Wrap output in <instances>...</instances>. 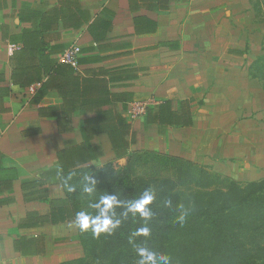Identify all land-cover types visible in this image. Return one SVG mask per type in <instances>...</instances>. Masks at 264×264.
<instances>
[{
	"label": "crops",
	"instance_id": "0c3cea01",
	"mask_svg": "<svg viewBox=\"0 0 264 264\" xmlns=\"http://www.w3.org/2000/svg\"><path fill=\"white\" fill-rule=\"evenodd\" d=\"M0 0V87L7 90L0 115V153L18 179L0 194V264H64L83 257L77 227L26 220L45 216V202H25L21 181L57 169L58 151L89 145L102 156L84 166L116 159L97 115L120 114L130 124V151L148 150L207 166L237 182L264 179V89L249 75L261 55L264 22L257 0ZM138 2V3H136ZM25 31H29L22 34ZM24 36L21 67H51L71 46L80 49L76 68L39 80L11 76V42ZM36 50L43 53L39 58ZM66 70V71H63ZM40 71V70H39ZM170 102L190 109V127L144 126L148 107ZM145 104L142 116L128 112ZM186 105V106H185ZM49 109L39 114V109ZM70 115L64 133L57 118ZM251 128V129H250ZM255 129V130H254ZM50 199L63 198L53 173L45 176Z\"/></svg>",
	"mask_w": 264,
	"mask_h": 264
},
{
	"label": "trees",
	"instance_id": "16d2710c",
	"mask_svg": "<svg viewBox=\"0 0 264 264\" xmlns=\"http://www.w3.org/2000/svg\"><path fill=\"white\" fill-rule=\"evenodd\" d=\"M154 1L156 2L143 1L142 6L160 10L164 7L166 0ZM130 3L134 2L130 0ZM27 32L29 31L22 34ZM3 37L16 48L11 53L9 62L11 76L18 81L20 88L28 83L20 82V80L29 78L30 74L33 78L29 79L39 80L42 75L50 76L52 73H60L61 66L70 68L60 62H53L48 72L44 66L31 68L33 71L29 72L26 67L19 65L20 53L28 49V38L8 36L5 32ZM36 52L39 58L43 57L42 52L39 50ZM261 52L262 55L257 57L250 66L249 75L264 89V38ZM6 95L7 90L0 87V115L6 112L2 104ZM183 105V102H179L175 112L170 110L169 101L148 107L144 116V126L156 125L160 134H164L167 127H190L192 114L190 109ZM48 110L41 108L39 114L43 115V112ZM70 117L64 114L62 118H57L60 133L68 131L65 129V124ZM91 121H96L99 129L87 133L89 135L105 134L116 159L125 158V165L118 170L114 169L111 162L105 163L99 169L94 166H84L91 159L102 156L100 147L83 145L58 151L56 153L58 164L55 171L40 170L37 178L21 181L22 197L25 202H45L49 207L45 216L29 212L26 220L36 219L50 225L74 223L76 213L80 211H86L93 216L97 215L98 209L93 206L103 195H115L121 201L123 214L127 212V204L139 199L146 190L155 193L156 198L151 202L153 207H149L151 209L149 219L144 220L138 214L134 216L127 212V215H124L125 225L118 226L111 234L100 238L102 242V245H99L100 253L95 254V243L89 246V242L93 241L92 230L81 232L77 228L83 257L64 264H134L141 258L137 252L138 248H145L148 251L153 248L158 253L165 250L170 240L172 221H179V217L185 214L197 221L202 218V224H199L202 228L200 234L204 235L206 240L210 237L216 239L217 251L223 258L219 264H264V179L247 183L237 182L213 172L207 166L179 157L148 150L130 151V146L135 143V134L131 131L130 124L120 114L110 117L97 115ZM148 156L159 162L157 165L159 171H164L167 167L175 169V175H177L174 182H168L164 187L161 186L163 184L161 182L160 189L156 183L154 184L157 185L156 188L155 186L150 188V185L137 187L133 177L141 161ZM2 159L3 156L0 153V194L11 190L13 182L18 179L17 166H5ZM50 173L55 175L63 192V198L50 199L47 180H45V176ZM85 177H92L97 181L91 194L83 190L85 186H90ZM70 187L72 191H69ZM197 187L200 188L199 191ZM163 190L166 192L164 193ZM188 205L193 206L190 209H193L195 213L186 212L189 210ZM182 224L187 226L184 222ZM142 228L148 229L147 235L139 234L138 230ZM188 231L189 236L196 235L190 229ZM134 248L136 252L131 254L130 250ZM207 251L212 254L210 248Z\"/></svg>",
	"mask_w": 264,
	"mask_h": 264
},
{
	"label": "rangeland",
	"instance_id": "374dc122",
	"mask_svg": "<svg viewBox=\"0 0 264 264\" xmlns=\"http://www.w3.org/2000/svg\"><path fill=\"white\" fill-rule=\"evenodd\" d=\"M256 19L258 22L262 23L264 22V0H257L256 4ZM262 55V53H261ZM259 55V56H261ZM258 56V57H259ZM251 129V128H250ZM255 130V129H254ZM144 151V150H141ZM148 160V161H147ZM126 161V159H125ZM125 161H121L120 163H116L115 161H110L112 163V166L115 170H118L120 167H123L125 165ZM157 165H159V162L156 161L154 158L148 156L141 161L140 165L137 167L136 175L134 178L135 185L137 187H142L145 185H150V188H152L155 183L158 184V188L160 187V183L162 187L165 186L168 182H174L176 175H175V169L171 168H165L164 171L157 170ZM95 168L99 169L101 166L96 165ZM224 176V175H223ZM243 183V182H242ZM160 189V188H159ZM162 190V189H161ZM200 188L197 187V191H199ZM165 193L166 190H163ZM155 193H154V199L155 200ZM119 200V199H118ZM196 201V199H195ZM194 201V202H195ZM189 210L186 212L193 214V209L190 208L193 206L188 205ZM148 207L152 208L153 203L148 205ZM196 211V209H195ZM115 212V219L120 220V225H125V216L123 215V207L118 206L114 208ZM196 212H199L198 210ZM98 214V212H97ZM188 214H185L184 216V223L187 224V226L180 223L178 220L172 221V224L170 225L171 231L169 232V243L167 244V247L165 250H162L158 253L157 250H154L153 248L149 250V252H152L156 255V264H165L164 260H161L160 257H166L168 264H219L220 261L223 259L220 253L217 251V245H216V239L213 237H210L208 240H206V237L202 234H200V231L202 228L199 224H202V218L197 221L192 216H187ZM175 229L174 231H172ZM191 230L196 233L195 236H189L190 232L188 230ZM107 236V233L100 234L98 237L94 236L92 233L91 239L93 241L89 242V246L92 243H95L96 246V253H100L99 245H102L100 238H104ZM171 236H173L171 238ZM98 239V240H97ZM128 240H131V238H128ZM214 244V247H213ZM210 248L212 251V254L207 251V249ZM135 253L136 248L130 250V253ZM134 264H138V261H136Z\"/></svg>",
	"mask_w": 264,
	"mask_h": 264
},
{
	"label": "clouds",
	"instance_id": "9594fccd",
	"mask_svg": "<svg viewBox=\"0 0 264 264\" xmlns=\"http://www.w3.org/2000/svg\"><path fill=\"white\" fill-rule=\"evenodd\" d=\"M88 181V185L84 187V192L91 194L97 184V181L92 177H85ZM73 189L70 187L69 191ZM154 199V193L150 190H146L143 195L134 201L127 204V212L132 213L134 216L139 215L142 219L147 220L151 217V209L148 205ZM121 201L117 199L115 195H103L100 197L98 203L93 207L98 209V214L93 216L86 211H80L76 213L74 225L81 231L86 232L89 229L92 230L94 236H99L101 233L111 234L114 229L120 225V220L115 219L114 208L120 206ZM125 212L123 215H127ZM184 216L179 217V222L183 223ZM139 234L147 235L148 229L142 228L138 230ZM135 235V234H134ZM138 255L141 257L138 264H156V255L149 252L145 248L137 249ZM161 260L167 264V258L161 256Z\"/></svg>",
	"mask_w": 264,
	"mask_h": 264
},
{
	"label": "built area",
	"instance_id": "2783aa9c",
	"mask_svg": "<svg viewBox=\"0 0 264 264\" xmlns=\"http://www.w3.org/2000/svg\"><path fill=\"white\" fill-rule=\"evenodd\" d=\"M10 52L12 53L13 50L16 48L14 46L10 45ZM80 54V49L77 46H71L67 49H65L59 56V62L65 65H68L72 68H76L77 66V60ZM145 104L142 102H137L133 105V108L129 110L128 114L129 116L134 119L137 117H140L145 112Z\"/></svg>",
	"mask_w": 264,
	"mask_h": 264
}]
</instances>
